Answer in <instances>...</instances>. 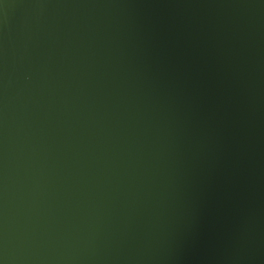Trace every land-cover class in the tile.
<instances>
[{"label": "water", "instance_id": "1", "mask_svg": "<svg viewBox=\"0 0 264 264\" xmlns=\"http://www.w3.org/2000/svg\"><path fill=\"white\" fill-rule=\"evenodd\" d=\"M0 264H264V0H0Z\"/></svg>", "mask_w": 264, "mask_h": 264}]
</instances>
